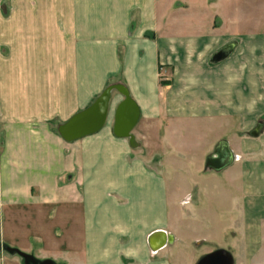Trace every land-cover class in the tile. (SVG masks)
<instances>
[{
    "label": "crops",
    "instance_id": "1",
    "mask_svg": "<svg viewBox=\"0 0 264 264\" xmlns=\"http://www.w3.org/2000/svg\"><path fill=\"white\" fill-rule=\"evenodd\" d=\"M229 43L245 53L210 65ZM110 80L137 147L113 134L116 91L97 132L51 129ZM261 122L264 0H0V264H194L229 232L264 264ZM209 155L228 161L216 184ZM156 231L173 241L152 253Z\"/></svg>",
    "mask_w": 264,
    "mask_h": 264
},
{
    "label": "water",
    "instance_id": "2",
    "mask_svg": "<svg viewBox=\"0 0 264 264\" xmlns=\"http://www.w3.org/2000/svg\"><path fill=\"white\" fill-rule=\"evenodd\" d=\"M232 46V44H227L222 47L215 54V59L221 60L225 58ZM113 91L118 92L122 96V100L117 104L114 112L113 134L117 137L128 139L130 146L137 147L138 143L131 131L138 120L139 110L129 96L127 88L121 83L109 84L87 107L73 114L65 122L60 123L56 128L60 137L66 141H72L100 130L106 121L108 105ZM256 133L258 132L253 130V134ZM209 158L210 155L206 158L205 165L213 169L215 167L209 162ZM172 241L173 237L171 234H166L163 231H156L150 234L147 240L151 250L161 248ZM4 248L8 252L14 251L6 246ZM16 253L24 258L25 264H53L49 260L39 262L29 255L17 251ZM195 264H234V261L229 251L218 248L199 257Z\"/></svg>",
    "mask_w": 264,
    "mask_h": 264
},
{
    "label": "rangeland",
    "instance_id": "3",
    "mask_svg": "<svg viewBox=\"0 0 264 264\" xmlns=\"http://www.w3.org/2000/svg\"><path fill=\"white\" fill-rule=\"evenodd\" d=\"M229 44H232V43H229ZM228 44V45H229ZM233 46H232V49L229 51V53L227 54V56L225 57V58H227V57H230L231 55H234V54H236V53H245V49H244V51H242V50H240V48H238V47H236V45H234V44H232ZM221 48H218L217 50H215V52H213V54L211 55V58L209 59V64L210 65H215V64H217L218 62H220L221 60H225V58H223V59H221V60H216L215 59V54L220 50ZM113 83H120V82H118V81H114V80H110L109 82H108V84L106 85V86H108L109 84H113ZM103 91V90H102ZM101 91V92H102ZM100 92V93H101ZM54 123H52V125H53V127H55V129L57 128V126L59 125V121L58 120H52ZM52 121H50V122H52ZM61 122V121H60ZM257 125V124H256ZM254 126V127H251L249 130H247V131H245V133L246 134H249L250 136L252 135V133H253V130L255 129V127H257V128H259V130H258V133L259 134H261L263 131H264V122H261L260 124H259V127L258 126ZM258 133H256V134H258ZM256 134H253V135H256ZM218 145V144H217ZM208 156H206L205 157V159H204V161H203V167H204V172L203 173H205L206 174V176H207V180H211L213 183L212 184H216V182H219V180L220 179H222V177H220V175H219V172H216L215 170H213L211 167H208V166H206L205 165V161H206V158H207ZM262 158V157H261ZM244 161V160H243ZM248 161H249V159H245V163L247 162V164L244 166V168H246V169H248ZM260 164H261V166L262 167H264V158H262L261 159V162H260ZM250 166V165H249ZM219 185V184H218ZM191 200H190V196L189 195H187V198L185 199V201H183L182 203H183V205H187V204H189V202H190ZM197 205V207H199V206H202L203 204H196ZM227 205V204H226ZM261 223H264V221L262 220L261 221ZM236 229L232 226V228H231V230L229 229V230H227V232L228 231H235ZM237 239H238V235H234V236H232L231 235V233L229 232V233H226V235H224L223 236V242H222V245H224V247L225 248H227L228 250L227 251H229L230 253H231V255H232V257H233V261H234V264H246L247 262H246V258H249V256H245L244 257V261H241V260H238V259H236L237 258V252H236V245H237ZM194 244V247H196V251H195V258H191V260H192V262H194V259H196L195 260V263H196V261L198 260V258L199 257H201L202 255H204V254H206L205 252L206 251H208L209 249H211V248H213V247H215V246H218V244H217V242H210V241H205V240H203V239H201L200 241H198V242H195V243H193ZM250 253V252H249ZM202 254V255H201ZM199 255H201V256H199ZM258 259V257H256V260ZM260 259H261V257H260ZM259 259V260H260ZM259 260H257V262L255 263V264H261V263H263V262H261V261H259ZM194 263V264H195Z\"/></svg>",
    "mask_w": 264,
    "mask_h": 264
},
{
    "label": "bare ground",
    "instance_id": "4",
    "mask_svg": "<svg viewBox=\"0 0 264 264\" xmlns=\"http://www.w3.org/2000/svg\"><path fill=\"white\" fill-rule=\"evenodd\" d=\"M219 158H212V156L209 158V162L212 164V165H214V167L215 168H218V167H223V166H225L227 163H228V161H226V159L224 158V159H221V160H218ZM217 161V163L219 164L218 166L217 165H215V162Z\"/></svg>",
    "mask_w": 264,
    "mask_h": 264
},
{
    "label": "trees",
    "instance_id": "5",
    "mask_svg": "<svg viewBox=\"0 0 264 264\" xmlns=\"http://www.w3.org/2000/svg\"><path fill=\"white\" fill-rule=\"evenodd\" d=\"M52 123H54V122L52 121V122L49 123L50 126H51V129H53L56 132V129H55V127H53Z\"/></svg>",
    "mask_w": 264,
    "mask_h": 264
},
{
    "label": "built area",
    "instance_id": "6",
    "mask_svg": "<svg viewBox=\"0 0 264 264\" xmlns=\"http://www.w3.org/2000/svg\"><path fill=\"white\" fill-rule=\"evenodd\" d=\"M167 244H170V243H167ZM165 245H166V244H165ZM165 245H164V246H165ZM158 249H159V248H158ZM158 249H156V250H151V252H152V253H155V252H157Z\"/></svg>",
    "mask_w": 264,
    "mask_h": 264
}]
</instances>
